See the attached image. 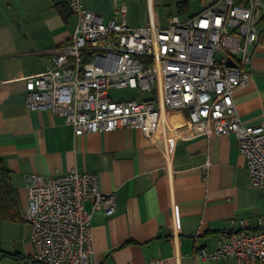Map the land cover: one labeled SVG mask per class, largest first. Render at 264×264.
Masks as SVG:
<instances>
[{
  "label": "crops",
  "instance_id": "obj_1",
  "mask_svg": "<svg viewBox=\"0 0 264 264\" xmlns=\"http://www.w3.org/2000/svg\"><path fill=\"white\" fill-rule=\"evenodd\" d=\"M67 1L0 0V159L19 211L15 220L0 221V264H36L23 218L24 176L54 177L70 170L97 174L100 191L115 197V212L108 217L101 210L92 212V202H85L92 213L91 264H154L156 259L164 264H233V259L196 256L200 250L214 251L218 233L254 230L257 217L264 215V190L250 185L232 134L162 142L126 127L75 136L60 115L26 106L25 80L52 63V50L67 44L76 28ZM214 1L202 0L200 9L189 13L187 0H177V14L161 22L157 10L169 6L168 0H81L103 22H120L123 5L127 26L128 9H144L146 19L132 28L184 20ZM250 73L234 103L242 124L257 125L264 120V31ZM162 118V131L182 119L165 110Z\"/></svg>",
  "mask_w": 264,
  "mask_h": 264
},
{
  "label": "built area",
  "instance_id": "obj_2",
  "mask_svg": "<svg viewBox=\"0 0 264 264\" xmlns=\"http://www.w3.org/2000/svg\"><path fill=\"white\" fill-rule=\"evenodd\" d=\"M67 4L77 17L76 28L67 44L52 50V63L25 80L29 109L60 115L75 136L126 127L162 142L232 134L250 185L264 190V120L242 124L234 103L235 94L249 83L252 54L264 31L263 0H215L187 19L136 28L125 23L121 4L120 22H103L81 0ZM114 89L134 90L141 99H114ZM162 110L181 114V121L162 131ZM24 190L32 260L91 264L92 213L85 202H92V212L101 210L107 217L115 212V197L100 191L97 174H26ZM256 226L222 231L213 252L200 250L196 256L264 264V215L257 217ZM154 264L164 262L156 259Z\"/></svg>",
  "mask_w": 264,
  "mask_h": 264
},
{
  "label": "rangeland",
  "instance_id": "obj_3",
  "mask_svg": "<svg viewBox=\"0 0 264 264\" xmlns=\"http://www.w3.org/2000/svg\"><path fill=\"white\" fill-rule=\"evenodd\" d=\"M169 3H171L169 6H160L158 8V14L160 17L161 22H164L169 16L176 15V11L174 9L173 4L177 0H168ZM188 2V12L193 13L200 9L202 5V0H187ZM146 19L144 9L140 7H133L129 8L127 12V22L130 27L138 26L140 21H143ZM110 95L114 98H136L138 99L139 96L134 90L130 89H114L110 91ZM147 96V94H145Z\"/></svg>",
  "mask_w": 264,
  "mask_h": 264
},
{
  "label": "trees",
  "instance_id": "obj_4",
  "mask_svg": "<svg viewBox=\"0 0 264 264\" xmlns=\"http://www.w3.org/2000/svg\"><path fill=\"white\" fill-rule=\"evenodd\" d=\"M18 203L10 183V177L0 159V221L15 220L18 216Z\"/></svg>",
  "mask_w": 264,
  "mask_h": 264
},
{
  "label": "water",
  "instance_id": "obj_5",
  "mask_svg": "<svg viewBox=\"0 0 264 264\" xmlns=\"http://www.w3.org/2000/svg\"><path fill=\"white\" fill-rule=\"evenodd\" d=\"M228 64L232 65L233 66V63L231 61H228Z\"/></svg>",
  "mask_w": 264,
  "mask_h": 264
}]
</instances>
